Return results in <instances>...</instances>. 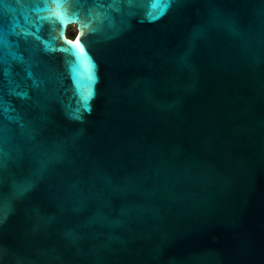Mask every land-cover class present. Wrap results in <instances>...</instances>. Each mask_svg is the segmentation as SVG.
Here are the masks:
<instances>
[{"label":"water","instance_id":"95a60500","mask_svg":"<svg viewBox=\"0 0 264 264\" xmlns=\"http://www.w3.org/2000/svg\"><path fill=\"white\" fill-rule=\"evenodd\" d=\"M0 264H264V0H0Z\"/></svg>","mask_w":264,"mask_h":264},{"label":"rangeland","instance_id":"374dc122","mask_svg":"<svg viewBox=\"0 0 264 264\" xmlns=\"http://www.w3.org/2000/svg\"><path fill=\"white\" fill-rule=\"evenodd\" d=\"M69 29H71L74 33H77V27L76 26H70Z\"/></svg>","mask_w":264,"mask_h":264},{"label":"trees","instance_id":"16d2710c","mask_svg":"<svg viewBox=\"0 0 264 264\" xmlns=\"http://www.w3.org/2000/svg\"><path fill=\"white\" fill-rule=\"evenodd\" d=\"M70 36H72L70 33H69Z\"/></svg>","mask_w":264,"mask_h":264}]
</instances>
